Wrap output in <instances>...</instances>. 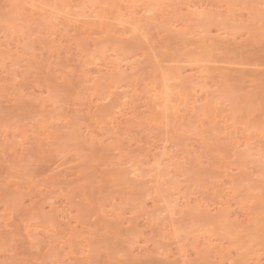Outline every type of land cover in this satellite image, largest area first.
Listing matches in <instances>:
<instances>
[{
	"label": "rangeland",
	"instance_id": "374dc122",
	"mask_svg": "<svg viewBox=\"0 0 264 264\" xmlns=\"http://www.w3.org/2000/svg\"><path fill=\"white\" fill-rule=\"evenodd\" d=\"M260 3L0 0V264L260 261Z\"/></svg>",
	"mask_w": 264,
	"mask_h": 264
},
{
	"label": "snow or ice",
	"instance_id": "6c2138e0",
	"mask_svg": "<svg viewBox=\"0 0 264 264\" xmlns=\"http://www.w3.org/2000/svg\"><path fill=\"white\" fill-rule=\"evenodd\" d=\"M44 8L52 7L53 11H55V7L58 6H50V5H43ZM106 7V6H105ZM129 7H140L138 5H130ZM253 7H256L253 5ZM260 12H261V20H262V32H261V43L264 44V0H261V3L259 5ZM199 10V9H198ZM262 133H264V128H262ZM262 143H264V139H262ZM261 162V168L264 170V151L261 153L260 157ZM261 181L264 182V175L260 177ZM260 218H261V259L257 262V264H264V200L261 201V207H260ZM123 255V253H121ZM3 264H32L31 261H17V260H11V261H5ZM53 264H59V262L54 261ZM112 264H134V262L125 261L123 259H116L112 261ZM185 264H198V261L195 259H186ZM235 264H250L248 261H236Z\"/></svg>",
	"mask_w": 264,
	"mask_h": 264
},
{
	"label": "bare ground",
	"instance_id": "6f19581e",
	"mask_svg": "<svg viewBox=\"0 0 264 264\" xmlns=\"http://www.w3.org/2000/svg\"><path fill=\"white\" fill-rule=\"evenodd\" d=\"M142 2H143V1H142ZM142 2H141V3H142ZM154 3H156V2H154ZM159 3H160V2H159ZM133 4H134V3H133ZM133 4H132V5H133ZM135 4L139 6V4H137V2H136ZM135 4H134V5H135ZM143 4H144V3H143ZM127 5H128V4H127ZM155 5H156V4H155ZM124 7H125V6H124ZM127 7H128V6H127ZM136 8H137V7H136ZM136 8H134V9H136ZM139 8H140V7H139ZM134 9H133V10H134ZM147 9H148V8H147ZM147 9H145V10H147ZM130 11H131V10H130ZM147 11H148V10H147ZM97 16H98V15H97ZM99 16H100V15H99ZM124 20H126L127 23L129 22V20H127V19H123V22H124ZM126 21H125V22H126ZM120 22H122V21H120ZM123 22H122V23H123ZM135 25H136V24H135ZM134 28H135V27H134ZM165 78H166V76H165ZM164 80H165V79H164ZM165 81H166V80H165ZM168 85H169V84H168ZM165 87H166V86H165ZM169 87H170V86H169ZM169 87H167V88L164 89V90L167 91ZM154 88H155V87H154ZM159 89H160V87H159ZM162 89H163V88H162ZM154 90H155V89H154ZM164 90H163V91H164ZM156 91H157V90H156ZM156 91H155V95H158L156 98H162V97H163L162 92H158V91L156 92ZM160 93H161V94H160ZM166 93H167V92H166ZM169 93H170V92H169ZM167 94H168V93H167ZM155 95H154V96H155ZM165 95H166V94H165ZM161 96H162V97H161ZM166 97H167V96H166ZM105 98H106V97H104L103 99H105ZM156 98H155V99H156ZM164 98H165V97H164ZM164 98H163V99H164ZM152 99H153V97H152ZM167 99H168V98H167ZM159 100L161 101L162 99H159ZM159 100L156 99L155 101H159ZM168 100H169V99H168ZM155 101H154V102H155ZM160 101H159V102H160ZM166 102H167V101H166ZM168 102H169V101H168ZM163 103H164V102H163ZM158 104H159V103H158ZM161 105H162V103H161ZM155 107H158V106H155ZM159 107H160V106H159ZM161 107H162V106H161ZM168 108H171V107H168ZM162 110L164 111V109H162ZM155 111H156V110H155ZM166 111H167V110H166ZM156 113H157V112H156ZM160 113H162V112L160 111ZM162 115H163V114H162ZM159 116H160V115H159ZM165 116H166V115H165ZM165 116H164V117H165ZM156 117H157V116H156ZM154 120H155V119H154ZM164 150H165V149H164ZM165 155H166V154H164V156H165ZM156 156H157V155H156ZM161 156H162V154H161ZM159 158H161V157H159ZM159 158H158V159H159ZM154 159H155V162H154L155 164H154V165H156V166H158V165L160 164V161H162V160H160V161H159V160H156V158H154ZM154 159H153V160H154ZM161 159H163V157H162ZM164 163H165V162H163V164H164ZM163 164H162V165H163ZM167 164H168V163H167ZM154 165H153V166H154ZM159 166H161V165H159ZM164 166L167 167V170H168V168H169L168 165H164ZM161 167H162V166H161ZM154 168H155V167H154ZM158 168H159V167H157V169H158ZM155 169H156V168H155ZM164 169H165V168H164ZM130 170H131V169H130ZM130 170H129V171H130ZM150 170H151V169H150ZM152 171H153V170H152ZM163 171H164V170H163ZM132 172H134V171H132ZM166 172L169 173V171H166ZM154 173H155V172H154ZM157 173H158V172H157ZM146 175H147V174H146ZM153 175H156V174H153ZM142 177H143V176H142ZM156 177H157V176H156ZM169 177H170V176H169ZM160 178H161V177H160ZM148 179H149V178H148ZM153 179H154V178H153ZM158 179H159V177H158ZM156 180H157V178H156ZM147 181H148V180H147ZM152 182H153V181H152ZM158 182H159V181H158ZM161 182H162V181H161ZM172 182H173V181H172ZM176 182H177V180H176ZM174 183H175V182H174ZM171 185H172V184H171ZM174 185H175V184H174ZM168 186H169V185H168ZM150 187H151V186H150ZM153 187H154V186H153ZM163 187H164V186H163ZM166 187H167V186H166ZM178 187H179V186H178ZM148 188H149V187H148ZM172 188H173V187H172ZM174 188H175V187H174ZM155 189H156V188H155ZM150 190H151V189H150ZM176 190H178V189H176ZM148 191H149V189H148ZM170 191H171V190H170ZM165 192H166V191H165ZM169 194H172V193H169ZM169 194H168V195H169ZM166 196H167V195H166ZM163 200H164V199H163ZM164 201H165V200H164ZM168 202L170 203V199H168ZM165 203H166V202H165ZM166 205H168V204H166ZM172 210H173V209H172ZM255 229H256V228H255ZM256 232H257V231H256Z\"/></svg>",
	"mask_w": 264,
	"mask_h": 264
}]
</instances>
